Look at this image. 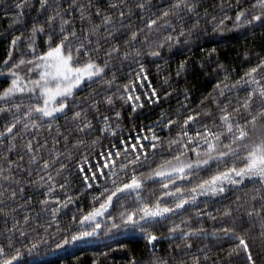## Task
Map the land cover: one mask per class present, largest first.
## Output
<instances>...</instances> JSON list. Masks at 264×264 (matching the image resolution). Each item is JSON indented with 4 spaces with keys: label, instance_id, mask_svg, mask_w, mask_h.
Masks as SVG:
<instances>
[{
    "label": "snow or ice",
    "instance_id": "obj_1",
    "mask_svg": "<svg viewBox=\"0 0 264 264\" xmlns=\"http://www.w3.org/2000/svg\"><path fill=\"white\" fill-rule=\"evenodd\" d=\"M102 3L105 6L102 7ZM13 6L16 9L14 13L5 10L9 26L20 24L24 30L17 29V34L11 35L6 55L0 61V76L10 78L7 86L0 89V120L4 121L0 129V213L12 219L11 228L5 226L0 233V264H19L22 249L31 253L37 248L31 242L23 243L27 239L26 231H35L27 227L30 216L25 214L21 221L15 215L16 209L24 206L16 204V200L23 197L26 185L42 189L37 192L43 197L38 201L42 206L41 212L49 215L56 224L60 223L57 213L74 203L73 197L68 194L71 191L68 178L58 183L55 177H59L66 168V163L58 158L71 160L74 151L85 145L80 135L73 138L70 133L88 134L92 130V121L83 115L82 110L71 111L74 128L62 131L57 123L58 115H64L67 120L66 113L73 106L72 101L76 100L75 92L83 87L94 91L92 85L97 81L111 86L117 80L115 73L127 60L136 63L139 69L133 72L135 79L147 81L144 64L136 58L142 57L145 49L147 55L158 57L165 45L170 49L173 43H180L179 39H173L171 33L162 39L157 34L167 32L169 28L174 30L170 17L175 16L179 20L177 14L180 11L196 12L195 0H172L168 7L158 15L153 13L146 22L144 17H140L143 25L140 27L133 26L129 18L134 14V9L145 12L146 6L154 7L147 0H133L132 3L125 0H19ZM236 7L234 28L252 26L264 30V0H252L244 7L237 0ZM33 8L35 15L30 24L26 23L25 9ZM227 19V15L219 21L212 17L215 25L213 32L223 33ZM197 25L198 21L192 28H185L181 23L177 36L187 33V38H191L192 30ZM22 44L25 46L24 53H20ZM38 49L41 50L38 52ZM216 51L215 48L209 49V57ZM244 55L249 57L250 53L245 52ZM190 63L188 57L180 60L176 75L185 72ZM22 65L27 67L29 73L36 69L38 75L26 79L19 71ZM109 68L113 74L105 80ZM225 79L228 77L225 76ZM163 82L169 84V79L165 78ZM241 85L245 86L244 95L241 97L237 93L234 106L230 99H225L223 106H220L219 98L224 97L225 90L231 91ZM120 87L125 90L120 93V98L125 102L134 101L131 104L132 112L143 107L141 95H125L134 87L131 80ZM149 89V92L143 93V97L150 104L158 102L160 96L156 88L149 84ZM184 91L187 92V89ZM26 93L29 95L25 96ZM163 94L167 97L169 91ZM114 99L113 94H105L103 102L112 105ZM204 101H209V105H205ZM91 103L95 106L97 101L92 99ZM211 104H216L215 113L218 114L219 123L215 125L201 122L204 118L216 119ZM181 107L186 114L178 110L172 118H167L166 123L163 119L156 122L163 123L165 128L180 125L176 137L168 140L169 149L176 146L173 155L156 162V150L161 147L162 141L149 127L146 131L152 133L150 141L147 136L133 137L131 143L121 139L122 148L106 153V159L100 165L88 169L86 174L84 169H80L81 190L97 189L91 194L93 203L87 211L81 209L78 216H72V222L79 225L78 229L69 232L71 224L64 229L65 234L58 243L53 244V250L98 235L101 228L98 218H104L110 221L105 225L107 232L126 229L139 231L143 235L153 252L145 264H172L169 259L155 255V250L165 239L179 241L170 243L168 247L185 252L186 259L175 261V264H201L199 255L188 256V252L193 248L194 241L207 239L209 235L215 239L229 238L233 241L226 253L229 264H264V55L257 54V63L249 66L232 82L231 88L217 80L212 93L203 97L195 110L186 105ZM114 116L119 121L121 112L115 111ZM160 116L164 118L163 111ZM101 119L103 126L98 132L114 136L120 124L116 123L113 127L109 117L101 116ZM54 125L56 136L51 137L52 147H48L49 139L41 143L40 133L44 127L51 133ZM194 126L196 130L192 131ZM60 139L65 141L63 152L57 147ZM98 139L99 136L90 143L95 145ZM69 142L71 148L67 146ZM186 153L194 154L195 158L186 156ZM213 164L216 165L215 169L212 168ZM253 179L259 187L251 190V196L248 192L235 196V208L229 205L219 213L226 218L223 227L213 228L209 233L202 224L193 226V217L186 214L188 208H193L196 218L205 215L195 208L198 197L223 196L233 190L230 186H237L236 190H239ZM149 184L159 186V195L151 189L145 195ZM56 188L62 190L60 194L54 191ZM257 197L259 207L250 202L256 201ZM131 198H134V206H128ZM5 200L14 206H3ZM31 200L32 196L28 195L27 202ZM117 207L120 211L115 216L108 215L109 209ZM240 210H244L249 218L253 214L258 217L259 233L253 234L239 228L242 220L233 216V212ZM207 215L212 220L216 219L211 213ZM173 216L181 219L179 222L170 219ZM41 227L47 233L51 225ZM161 228H166V236ZM16 233H19L21 240L16 239ZM36 234L39 235L38 232ZM258 240L260 255L253 251ZM117 247L124 246L117 244ZM204 247L201 245L197 252L203 251ZM203 255L206 261L207 251ZM233 256L236 257L234 261L231 259ZM92 264H97V259H93ZM127 264L141 262L132 256Z\"/></svg>",
    "mask_w": 264,
    "mask_h": 264
},
{
    "label": "trees",
    "instance_id": "obj_2",
    "mask_svg": "<svg viewBox=\"0 0 264 264\" xmlns=\"http://www.w3.org/2000/svg\"><path fill=\"white\" fill-rule=\"evenodd\" d=\"M17 2L19 0H0V61L6 55L11 35L17 34V29L20 31L24 30L20 24L10 27L9 17L5 16V10L9 13L16 11L13 5ZM125 2L132 3L133 0H125ZM147 2L148 4L154 5V7L147 8L146 6L145 12L134 9V14L129 18L133 26L143 27L140 17H144L146 22L147 18L151 17L153 13L158 15L161 10L168 7L172 3V0H147ZM251 2L252 0H239L241 7ZM101 6L103 7L105 5L102 3ZM195 6V13H190L184 9L177 14L180 17L179 20L175 16L170 17L174 30L173 28H169L167 32L161 31L157 34L162 39L164 35L171 33L173 39H179L180 43H173L170 49L165 45L161 55L158 57L147 55V49H145V54L142 57L136 58L137 61L144 64L145 71L148 75L147 81L143 79L136 80L133 76V72L139 71L136 63H133L132 60L123 61L124 66L120 71L115 73L117 77L116 82L108 86L97 81V83L92 85V90L94 91H90L87 87L81 88V90L75 92L76 100L72 101L74 107L70 106V110L66 113L67 120L64 115H58L57 123L60 125L62 131L75 127L71 123L72 110H82L83 115H87V118L92 121V130L88 134H77L74 131L70 133L73 138L80 135L85 140V145L74 151L71 160L58 158L60 162L66 163V168L55 179L58 183H63L64 178H68V187L71 189L68 194L73 197L74 203L70 204L66 209H61L57 213L60 223L56 224L51 220L49 215L41 212L42 206L38 201L43 197L37 195V192L42 191V189L25 186V194L21 199L16 200V204H23L24 206L17 208L15 215L21 221L25 214L30 216L27 227L35 229V231H26L27 239H24L23 243L28 244L31 242L36 244L37 248L31 253L27 249H22L23 254L19 264H92L93 259H97V264H127V260L132 256H135L141 264H145L151 258L153 255L152 249L147 246V241L139 231L113 229L111 232H107L105 231V225L109 224L110 221L104 218L100 221L101 228L98 230V235L86 238L83 242L66 245L56 250H53L52 246L54 243L59 242L65 234L64 229H68L70 224L71 228L69 232L78 229L79 225L72 222V216L74 214L78 216L79 210L87 211L92 206L91 194L92 191L97 189L94 187L91 191L88 189L81 190L82 176L80 169H84L86 174L88 169H94V166L100 165L105 161L106 153L115 152L122 148L120 144L121 139H124L127 143H131V138L133 137L147 136L150 141L152 133L160 136L162 141L161 147L156 150V162H159L160 158H167L169 155H173L176 151V146L173 145L169 149L168 140L176 137V133L180 131V125L175 124L165 128L163 123L156 122L159 119H163L164 123H166L167 118H172L178 110L182 114H186L181 107L182 105H186L188 108L195 110L201 99L212 93L217 80L223 81L224 84H228L231 88L232 82L242 75L249 66L257 63V54L264 55V30L252 26L233 27L235 12L238 10L236 7L237 0H195ZM34 15L35 8L32 10L25 9V22L30 24L31 18ZM224 15L229 17V19L224 21L223 27L225 31L223 33L213 32L215 25L212 17H216L217 21H219L223 19ZM197 21V28L192 30L191 38H187V33L184 36H177V33L181 31V23H183L185 28H192V25L197 23ZM186 38L187 42H185ZM212 48H215L217 51L209 57L208 50ZM39 50L41 49H38V52ZM24 52L25 46L22 44L20 46V53ZM245 52L250 53V56L245 57ZM14 54L19 55V53ZM185 57H188L191 63L185 72L177 76V65ZM27 58H30V56ZM117 63H120V61H117ZM201 63H203V67H201ZM221 64L223 67H219ZM112 74V70L109 68L104 79H110ZM225 76L228 79H225ZM165 78L169 79V84L163 82ZM129 80L132 81L134 87L130 88L125 95H141L143 102V107H138L135 112H132L131 108V104L134 101L125 102V100L120 98V93L125 92L120 86L128 83ZM9 82L10 78L0 76V89L6 87ZM149 84L151 87L156 88L160 96V100L156 103L150 104L143 97L144 92L150 91ZM244 88L245 86L241 85L237 89H231V91L225 90L224 97L219 98L220 106H223L225 99L232 100L234 106L237 93L242 97L244 95ZM185 89H187V92L184 91ZM165 91H169V96H164L163 93ZM105 94L114 95L115 99L112 105L103 102ZM92 99L97 101L95 106L91 103ZM204 104L209 105V101H204ZM210 107L214 110L216 119L204 118L201 122L209 125L218 124V114L215 113L216 104H211ZM97 109L99 110L98 112ZM115 111L121 112L119 121L114 116ZM161 111L164 113V118L160 116ZM101 116L109 117V121L113 127H115L116 123L120 124L114 136L107 132H98V129L103 126ZM3 123L4 121L0 120V129H2ZM149 127L152 128V133L146 131ZM195 130L196 128L194 126L192 131ZM213 130L216 129L213 128ZM52 136H56L55 125L51 133H49L47 127H44L40 133V142L43 143L44 139H49L48 147H52ZM97 136L100 139L97 140L95 145H92L90 143L91 140ZM144 142L147 143L148 141ZM67 146L71 148V143L69 142ZM57 147L63 152L65 141L60 139ZM149 151L151 152L152 150L150 149ZM82 156L84 159H81ZM186 156L195 158V155L192 153H186ZM12 158L15 159L14 156ZM215 167L216 165L213 164L212 168L215 169ZM140 170L142 171L144 169ZM33 179H35V176H33ZM230 187L233 190L228 191L223 196H201L197 198L195 208L204 212L205 215L202 218H196L193 208H188L186 214L193 217V226L202 224L209 233H211L213 228L223 227L226 218L221 217L219 213L229 205L235 208V204L233 203L235 196H243L245 192H248L249 196H251V190L258 188L259 184L253 179L246 182L239 190H236L237 186ZM148 189H151L152 192L159 195L158 185L149 184L145 190V195L149 194ZM54 191L60 194L62 190L56 188ZM28 195L32 196L30 202H27ZM250 202L255 203L259 207V197H257L256 201ZM134 203V198L128 200V206H134ZM3 206L13 207L14 205L5 200ZM119 211L120 209L118 207L111 208L108 210V215L115 216ZM208 213H211L216 219H210L207 215ZM233 216L239 217L242 220V223L239 225L241 230H247L253 234L260 232L259 219L255 214L249 218L244 210H240L234 211ZM31 217H36V219H31ZM170 219L179 222L181 217L173 216ZM6 220L7 225L5 224ZM164 223L168 224L167 221ZM11 225V217L6 218L0 213V233L3 232L5 226L11 228ZM42 225H51L47 233L44 227H41ZM161 231L165 236L167 235L166 228H161ZM37 232L39 235L36 234ZM16 239L18 241L22 239L19 237V233H16ZM44 241H47V243ZM178 242L167 239L162 240L159 248L155 250V255L169 259L172 264H175V261L180 259H186L184 250L168 247L170 243L174 244ZM231 243L233 241L229 238L215 239L209 235L207 239L201 238L199 241H194V246L188 252V256L192 254L199 255L201 264H229L226 253ZM117 244L123 245L124 247L119 248ZM201 245L205 247L203 251L198 253L197 249ZM17 247H19V244H17ZM204 251L208 253L206 261L203 255ZM253 251L255 254L260 255L261 246L259 240L256 246H254ZM104 253H107V255L105 256ZM231 259L234 261L236 257L233 256Z\"/></svg>",
    "mask_w": 264,
    "mask_h": 264
},
{
    "label": "rangeland",
    "instance_id": "obj_3",
    "mask_svg": "<svg viewBox=\"0 0 264 264\" xmlns=\"http://www.w3.org/2000/svg\"><path fill=\"white\" fill-rule=\"evenodd\" d=\"M15 55V54H14ZM19 71L21 72V75L24 76L26 79H32L34 78L36 75H38V71L36 69H33L32 73H29L27 71V67L26 66H21L19 68ZM25 96L29 95V94H24ZM103 218H98V221L100 222Z\"/></svg>",
    "mask_w": 264,
    "mask_h": 264
}]
</instances>
